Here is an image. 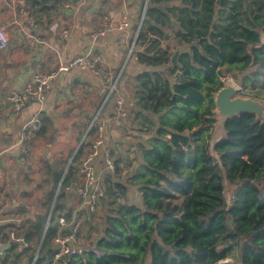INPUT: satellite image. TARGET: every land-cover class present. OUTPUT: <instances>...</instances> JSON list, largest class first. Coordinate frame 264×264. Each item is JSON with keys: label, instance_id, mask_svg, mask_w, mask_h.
<instances>
[{"label": "trees", "instance_id": "1", "mask_svg": "<svg viewBox=\"0 0 264 264\" xmlns=\"http://www.w3.org/2000/svg\"><path fill=\"white\" fill-rule=\"evenodd\" d=\"M27 2L44 10L52 0ZM137 22L121 76L137 85L131 106L139 126H153L147 140L131 135L125 142L138 196H125L128 186L116 176L127 158L108 146L114 170L99 180L101 232L91 247L99 255L89 250L66 264H216L235 252L241 264H264V122L250 113L231 117L210 149L214 97L225 79L243 96L264 89V0H148ZM55 212H63L58 201L34 264L53 258ZM46 220L21 231L26 242ZM31 249L19 252L27 264Z\"/></svg>", "mask_w": 264, "mask_h": 264}, {"label": "crops", "instance_id": "2", "mask_svg": "<svg viewBox=\"0 0 264 264\" xmlns=\"http://www.w3.org/2000/svg\"><path fill=\"white\" fill-rule=\"evenodd\" d=\"M145 1L80 0L76 3L52 0L49 8L40 10L27 0H0V27H6L9 36L8 46L0 51V167L3 170L0 239L6 237L11 217H20L22 231L47 215L46 233L56 201L61 203L63 212L54 213L53 224L56 225L60 214H68V221L75 218L84 222L87 219V206L75 189L84 184L79 164L88 154L96 115L107 123V149L114 143L115 150L121 151L128 136L135 135L141 128L138 119L130 123L123 121L121 127L111 125L113 98H107L106 86L117 73L116 95L123 99L129 111L133 109L131 104L135 103L136 92L129 86L134 85L136 89L137 85L132 75L122 77L121 74L125 49L129 39L136 36L137 29L133 26H140L137 15L140 11L143 13ZM126 12L128 26L118 31L116 26ZM15 18L19 19L21 28L13 24ZM109 23L113 28L97 37V31ZM64 31L68 32L67 38L62 35ZM87 49L101 54V68L98 71L73 69L56 76L46 91L39 129L29 132L28 140L19 146L22 126L38 107L33 102L19 106L12 99L13 94L24 89L36 70L54 71L59 61L66 62ZM131 123L133 129L128 132L125 128L131 127ZM94 165L100 180L106 170L101 156ZM57 176L60 180L53 189L52 183ZM48 204L49 210L45 214L41 210ZM36 237L37 234L30 245ZM96 238L86 245L82 244V239L78 238V241L81 246L91 248ZM15 250L22 251L20 247Z\"/></svg>", "mask_w": 264, "mask_h": 264}, {"label": "built area", "instance_id": "3", "mask_svg": "<svg viewBox=\"0 0 264 264\" xmlns=\"http://www.w3.org/2000/svg\"><path fill=\"white\" fill-rule=\"evenodd\" d=\"M85 2L86 0H82ZM18 2V1H17ZM129 23V15L126 12L119 21L116 29L118 31L124 30ZM13 24L21 28V24L18 18H15ZM140 27V26H139ZM113 28L112 23L106 24L101 27L96 36H104L108 31ZM137 33V32H136ZM64 38L68 37V32L62 33ZM9 44V36L6 27H0V51L4 50ZM103 64V58L97 51L87 49L73 57L66 62L59 61L54 71L43 72L36 70L28 84L19 93H14L12 99L19 106H26L28 103L33 102L37 104L38 110L31 116V118L22 126L21 134L18 139V145L23 146L28 140L29 132L37 131L40 126V114L45 103L46 91L49 88L52 80L60 73L68 72L73 69H83L89 71H98ZM111 88L107 95V98H113V109L111 113L110 122L112 126L120 127L128 115V111L124 105V101L120 96H114L112 94L115 90ZM94 136L89 145L88 154L81 160L79 164V172L84 178V184L77 189L75 193L83 198L88 212H95L98 205V198L100 195L99 178L95 171V161L103 156L105 161V168L113 171L114 164L112 158L109 156V151L105 147V135L107 130V123L104 119L96 115L94 119ZM1 154V152H0ZM3 177V170L0 167V179ZM11 226L7 230L6 237L0 239V255L4 251L9 250L12 246L20 247L21 250L27 248L30 242H26L23 234L21 233V219L20 217H11L8 221ZM82 221L73 218L68 221L65 214H60L56 226L58 231L52 239L54 246V255L51 262L46 264H66V259L72 256H82L86 251L92 250L97 255L98 252L93 248H85L80 245L78 241V234ZM67 229V231H66ZM63 258V259H62ZM62 259V261H61ZM33 264V263H32Z\"/></svg>", "mask_w": 264, "mask_h": 264}, {"label": "rangeland", "instance_id": "4", "mask_svg": "<svg viewBox=\"0 0 264 264\" xmlns=\"http://www.w3.org/2000/svg\"><path fill=\"white\" fill-rule=\"evenodd\" d=\"M163 43L165 45L168 44L169 48L173 47V42L171 40L163 41ZM187 47L188 46H186V48ZM173 49L174 48H170V54L174 51ZM180 49H182V48L181 47L177 48V50H180ZM131 50H132V46L129 47V45L125 49V53L123 56V66L124 67L126 65V62L128 61ZM122 71H123V69H122ZM117 77H118L117 73L113 74L111 76V78L108 81L107 86H106V93L107 92L109 93V90L111 88H113V86H114V88H116L114 82H115V79H117ZM224 84L225 85L233 84L236 86V88L238 90H240V86L237 84V82L233 81L229 77L225 79ZM129 88H131L132 92H136L134 85L130 84ZM112 94H114V96H118V95H116V90ZM236 97L248 100L251 103V107H252V110L254 111L255 116L257 118H259L261 121H264V89H262L258 95L249 94L247 96H243L241 93L237 92ZM126 110L128 111V117H127V120H124V121H126L127 123H130L131 121L135 122V120L137 118L134 117V111H132V110L129 111L128 108H126ZM214 115L216 118V123L214 124V127L212 129V139L213 138L219 139V137H221L223 135L224 131H223L222 123H221L220 111L218 110L217 107L214 110ZM137 121L143 122V119L138 117ZM132 126L133 125L131 123V127H126L125 129L129 132V130L133 129ZM145 126L149 129L148 130L143 129V128H145ZM152 132H153V126L147 123V125L144 124V126H142L139 129V132L135 133V135H132V136H136L134 138L137 139L138 136L140 135L142 140H147L148 138H150ZM129 136H131V134ZM112 145H114V144H112ZM121 149H122L121 151L116 149L117 155H120V156H121V154L125 155L127 158L128 165L123 166L124 163H122L120 165V166H122V169L119 172L118 176H116V178L128 186V190H127L125 196H127L129 198V200L131 199L132 201H134L137 198L138 193L136 190V186L133 185L132 183L130 184V181H129L131 178V174H132L131 170H132V167L134 165V160H133V155H132L133 151H132L131 147L130 148L128 147V143H126L124 147H121ZM212 153H213V151H212ZM226 196L228 197V194ZM180 200L181 199L179 198L178 200H176V202H180ZM48 210H49V204L47 206H44L41 211L46 214L48 212ZM88 213H89L88 217L84 222H82V224L80 226V231L78 234V238L82 239V244H84V245H86V243L89 244L94 238H96V235L97 234L99 235V233L101 232V221H102L101 214H102V212H101L100 201L98 202L96 211L95 212H88ZM54 219H55V217H54ZM44 236H45L44 231L43 232L40 231L37 234L36 239L33 240L31 253L38 255V253H39L38 251H39V248L41 246V241L44 238ZM238 256H239V253L235 252V253L227 256L223 260L224 261L225 260H233L235 262V264H241ZM0 264H27V258H25V256H23L22 254L18 253L14 248L13 250H11L9 252L0 255Z\"/></svg>", "mask_w": 264, "mask_h": 264}, {"label": "water", "instance_id": "5", "mask_svg": "<svg viewBox=\"0 0 264 264\" xmlns=\"http://www.w3.org/2000/svg\"><path fill=\"white\" fill-rule=\"evenodd\" d=\"M72 1H74L76 3L80 2V0H72ZM147 3H148V0H146L145 4H144V10L142 13L143 16H144V12H145V8L147 6ZM179 53H180V50H176L171 57V64L173 66L177 65V58H178ZM237 92H238V89L236 88L235 85H233V84L225 85L224 84V86L222 88H220L218 90V92L215 94L214 104H215V107H217L218 110L220 111V117H221V123H222L223 131H224L225 123L231 117H234V116L241 114V113H250V114L255 115L254 111L252 110L251 103L246 99L236 97ZM256 119L261 121L257 117H256ZM262 122H264V121H262ZM218 140L219 139H214V138L211 140V143H210L211 144V148H210L211 150H213V147ZM50 216H51V214H50ZM50 216L48 218V222H49ZM47 225H48V223H47ZM36 256H37V254L34 256L33 264L35 263ZM216 264H235V262L233 260H225V261L220 260Z\"/></svg>", "mask_w": 264, "mask_h": 264}]
</instances>
